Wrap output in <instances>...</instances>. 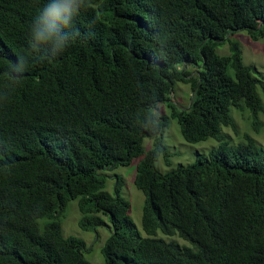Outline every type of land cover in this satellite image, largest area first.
<instances>
[{"label":"trees","instance_id":"trees-1","mask_svg":"<svg viewBox=\"0 0 264 264\" xmlns=\"http://www.w3.org/2000/svg\"><path fill=\"white\" fill-rule=\"evenodd\" d=\"M241 30L264 38V0H0V264H90L61 231L72 199L84 230L109 217L103 264H264V147L222 133L239 134L233 107L255 132L264 113V73L231 39ZM171 119L187 142L219 145L162 173ZM142 154L144 234L104 173Z\"/></svg>","mask_w":264,"mask_h":264},{"label":"rangeland","instance_id":"rangeland-1","mask_svg":"<svg viewBox=\"0 0 264 264\" xmlns=\"http://www.w3.org/2000/svg\"><path fill=\"white\" fill-rule=\"evenodd\" d=\"M231 39L239 43L242 51V62L246 66L255 68L254 74L257 76V71L264 73V38L253 40L245 30L235 31L231 34ZM216 52L220 55L228 54V43L220 45L216 48ZM191 87L187 83L177 82L170 97L181 107H186L191 100ZM262 96V94H261ZM263 102L264 98L262 96ZM160 112L169 114V109L165 105H159ZM231 116L237 124L239 134H236L231 126H222V133L225 140L234 145L242 140L243 134H250L259 145L264 147V113L259 114L261 127L258 132L252 128V117L248 109L239 110L235 107L231 108ZM164 144L170 154L169 162L167 163L161 156L157 161V167L160 172L165 173L178 164L187 165L195 161V159L204 154H208L212 148L219 145V142L209 137L205 140L191 143L187 142L181 135L179 124L176 119H171L168 127L163 134ZM152 146V140L145 137L143 139V154ZM142 155L132 158L127 165L118 166L115 169H107L104 171L108 175L106 190L113 193L116 177L120 183V194L129 202L128 217L132 220L139 230L144 234L141 228L142 207L145 195L139 190L133 182L135 168L137 163L142 158ZM81 217L80 210L77 205V199L69 200L60 217V227L63 236H73L82 239L86 244L84 257L90 264H103V256L101 249L110 235L109 217L102 215L106 225L98 227L96 230H84L79 226ZM47 219L39 220L43 224ZM158 235L166 238L160 231ZM179 243L185 242L177 238Z\"/></svg>","mask_w":264,"mask_h":264}]
</instances>
